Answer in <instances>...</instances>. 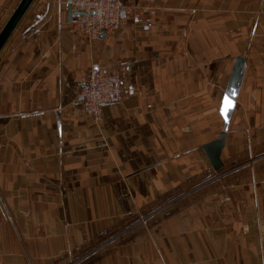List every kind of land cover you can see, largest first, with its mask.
I'll use <instances>...</instances> for the list:
<instances>
[{"label": "crops", "instance_id": "1", "mask_svg": "<svg viewBox=\"0 0 264 264\" xmlns=\"http://www.w3.org/2000/svg\"><path fill=\"white\" fill-rule=\"evenodd\" d=\"M116 1L89 38L69 0H34L0 52V264H264V0ZM96 66L137 87L98 120L77 101Z\"/></svg>", "mask_w": 264, "mask_h": 264}, {"label": "built area", "instance_id": "2", "mask_svg": "<svg viewBox=\"0 0 264 264\" xmlns=\"http://www.w3.org/2000/svg\"><path fill=\"white\" fill-rule=\"evenodd\" d=\"M71 5L73 11L83 12L72 15L71 25L77 33L89 38H99L102 30L111 33L121 24L123 7L116 0H71ZM133 22L140 23L141 16L134 14ZM143 29L149 30L150 25L145 24ZM136 92L135 83L124 74L96 66L92 67L88 78L80 83L77 101L82 112L98 120L103 105L121 101Z\"/></svg>", "mask_w": 264, "mask_h": 264}, {"label": "water", "instance_id": "3", "mask_svg": "<svg viewBox=\"0 0 264 264\" xmlns=\"http://www.w3.org/2000/svg\"><path fill=\"white\" fill-rule=\"evenodd\" d=\"M34 0H20L17 7L5 23V25L2 27L0 31V52L5 46L6 42L11 37L14 30L19 25L20 21L32 5ZM69 15L70 19L72 15H81L83 14L82 11H73L71 0H69ZM106 34L105 30H102L101 36L104 37ZM246 69V61L243 56H239L236 58L233 71L228 83L226 94L224 95L222 107H221V113L225 120V129L221 132L220 136L206 144L203 145V149L206 152L208 158L210 159L214 169L220 170L223 168L224 163L222 160V151L226 145V136L227 131L229 128L230 120L232 118L234 109L236 107V99L239 94V90L241 88L244 73ZM226 99L231 103L232 107L227 111V114L225 116L224 114V108H225V101Z\"/></svg>", "mask_w": 264, "mask_h": 264}, {"label": "snow or ice", "instance_id": "4", "mask_svg": "<svg viewBox=\"0 0 264 264\" xmlns=\"http://www.w3.org/2000/svg\"><path fill=\"white\" fill-rule=\"evenodd\" d=\"M232 107L231 103L226 99L225 101V108H224V114L226 116L227 111Z\"/></svg>", "mask_w": 264, "mask_h": 264}, {"label": "rangeland", "instance_id": "5", "mask_svg": "<svg viewBox=\"0 0 264 264\" xmlns=\"http://www.w3.org/2000/svg\"><path fill=\"white\" fill-rule=\"evenodd\" d=\"M185 193H186V191H185L184 193L178 194V195L175 197V199H176L175 201H177L178 199H180V198L186 196ZM163 209H166V206H164Z\"/></svg>", "mask_w": 264, "mask_h": 264}]
</instances>
